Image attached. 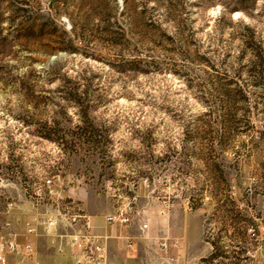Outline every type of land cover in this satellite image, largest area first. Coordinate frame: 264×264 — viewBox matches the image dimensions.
<instances>
[{
  "label": "rangeland",
  "instance_id": "374dc122",
  "mask_svg": "<svg viewBox=\"0 0 264 264\" xmlns=\"http://www.w3.org/2000/svg\"><path fill=\"white\" fill-rule=\"evenodd\" d=\"M22 1L0 3V220H141L146 264H202L206 230L233 251L230 196L264 264V0Z\"/></svg>",
  "mask_w": 264,
  "mask_h": 264
},
{
  "label": "built area",
  "instance_id": "2783aa9c",
  "mask_svg": "<svg viewBox=\"0 0 264 264\" xmlns=\"http://www.w3.org/2000/svg\"><path fill=\"white\" fill-rule=\"evenodd\" d=\"M59 180V179H58ZM55 180L47 179L44 183L50 194H57ZM136 201V198H133ZM133 203V202H132ZM16 204L10 202L0 220V264H45L38 248L41 237H55L58 240L57 251L64 255L69 250L72 262L69 264H111L108 257L110 235L98 233L91 216L66 214L58 205L57 213L46 215L38 210L29 214L23 231L17 228L15 218ZM109 225L131 226L133 207L127 205L120 213H110L105 217ZM142 230L148 225L139 221ZM126 247L133 250V240H127Z\"/></svg>",
  "mask_w": 264,
  "mask_h": 264
},
{
  "label": "crops",
  "instance_id": "0c3cea01",
  "mask_svg": "<svg viewBox=\"0 0 264 264\" xmlns=\"http://www.w3.org/2000/svg\"><path fill=\"white\" fill-rule=\"evenodd\" d=\"M28 215L16 218L17 228L23 231L24 225L28 220ZM94 220V219H93ZM95 223V221H94ZM96 224V223H95ZM100 233L99 231H97ZM105 233V232H104ZM146 229L142 230L140 224L129 230H123L119 233H110L108 241V257L111 264H146L144 260V248L142 245V237L145 235ZM107 234V233H105ZM134 242L133 250L126 247L127 240ZM58 240L55 237H41L38 241V248L45 264H69L72 258L69 250L66 249L64 255L57 251Z\"/></svg>",
  "mask_w": 264,
  "mask_h": 264
},
{
  "label": "trees",
  "instance_id": "16d2710c",
  "mask_svg": "<svg viewBox=\"0 0 264 264\" xmlns=\"http://www.w3.org/2000/svg\"><path fill=\"white\" fill-rule=\"evenodd\" d=\"M2 0H0V3ZM22 2H26L23 0ZM19 11H25L23 8H18ZM122 70H127V69H122ZM232 84V83H230ZM77 105V102L79 104V101H77V98L74 97L72 99H68ZM50 138V137H47ZM213 140V146L217 145V141L215 139ZM221 144V143H220ZM214 147H211L210 150L213 152ZM226 200L230 203L231 205V213L235 215V217L238 219V222H233L230 223L228 226L234 227L236 232L234 233L233 236L230 237V241L232 244L229 246L233 248V251L229 254L227 248V245L223 244V237L220 234L221 231L219 232H212L214 229L206 230L205 233V241L208 242L212 246V251L211 253L202 259V264H223L219 263L218 260L220 259H227V258H232L235 259V263L233 264H246L244 263L245 260H247L249 257L246 256V253L250 252V247L248 246L247 239L248 237V231L250 229V219L246 217V215H241V211L238 209V206L236 205L235 201L233 198H230V196H226ZM218 212L219 209H216V213H214L211 217L213 221L218 218ZM236 225H239L238 228H236ZM227 232V230H226Z\"/></svg>",
  "mask_w": 264,
  "mask_h": 264
}]
</instances>
